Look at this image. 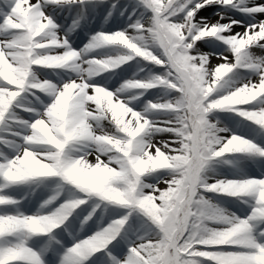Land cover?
Wrapping results in <instances>:
<instances>
[{
  "label": "snow or ice",
  "instance_id": "1",
  "mask_svg": "<svg viewBox=\"0 0 264 264\" xmlns=\"http://www.w3.org/2000/svg\"><path fill=\"white\" fill-rule=\"evenodd\" d=\"M108 3L0 0V264H264V3L134 0L81 49L46 11Z\"/></svg>",
  "mask_w": 264,
  "mask_h": 264
},
{
  "label": "rangeland",
  "instance_id": "2",
  "mask_svg": "<svg viewBox=\"0 0 264 264\" xmlns=\"http://www.w3.org/2000/svg\"><path fill=\"white\" fill-rule=\"evenodd\" d=\"M33 2H35V0H33ZM127 3V6H131L134 4V0H126L125 1ZM110 4H115V6H119V0H113V1H109V3L106 5V7H108L111 11H113V9L111 8ZM46 11H49L51 12V15L53 17V19L56 21L57 24H59L61 26V32L62 33H65L68 35L69 37V40H70V43L72 45L73 48H76V49H81L83 48L88 42H89V38L94 35L95 33L97 32H100V31H111V32H115V31H119V30H123L125 28H127L131 23H133L136 19L139 18V12L136 13V15H134V18H133V15L131 17V22L130 21H123L120 19V17L118 15L116 16H111L109 18L106 19V17H108V15H106L103 19V23L107 24V27L106 29L103 28L101 25L99 24H96L94 25V27H90L89 29L87 30H80L76 23L74 24H71L69 23L67 20L64 21V20H61L60 18H58L57 16H55L54 12L50 11L49 10H46ZM218 11H221V9L219 8H216V7H213V8H207V9H204V14L210 19V22H216L219 17L216 15V12ZM232 17L234 19H240V20H245L246 18L244 17H241L238 13H235V14H231ZM258 19H261V17H259ZM78 20H76L77 22ZM241 29V27H236L234 28V33L235 32H239V30ZM243 28L241 29L240 32H242ZM74 32H77V35L74 37V36H71ZM233 33V34H234ZM212 49L210 48V46L208 44H202L201 45V51L203 52H208V51H211ZM109 51L112 53V54H116L117 50L116 49H109ZM254 53L257 55V56H261V57H264V50H260V49H253ZM220 61L213 57L210 61V63L212 65H216L218 64ZM127 67V66H126ZM153 71H159V70H153ZM126 75H130V73L126 74ZM53 79H55V77H52ZM97 80H102V78L98 77ZM122 83V78L119 77H112L111 79H109L107 81V86L112 89V90H115L117 87L120 86V84ZM154 99V97H153ZM139 110V109H137ZM160 139H169L168 137H163V138H159L158 137V140L157 142L160 140ZM90 159H93L94 158H90ZM261 172L260 168H254L253 170H251V174L253 175H259ZM220 174L222 176H228L229 178L232 177V173H231V170L227 167H224L220 170ZM149 183H153L154 181H152L151 179L148 181ZM164 185H161V187H163ZM35 195L34 197H31V204L32 205H27L28 204V201H26V207H31L33 210H34V206L36 204V202L40 199H42L43 197H45L47 195V191L44 189V188H36L33 190ZM222 199H226V198H222ZM221 201H218V203H220ZM224 207L228 208L230 211L232 212H235L237 215H244L246 214V210L244 209V207L241 205V206H237V205H234V204H231V203H227V202H224L223 205Z\"/></svg>",
  "mask_w": 264,
  "mask_h": 264
},
{
  "label": "bare ground",
  "instance_id": "3",
  "mask_svg": "<svg viewBox=\"0 0 264 264\" xmlns=\"http://www.w3.org/2000/svg\"><path fill=\"white\" fill-rule=\"evenodd\" d=\"M109 11H110V9L106 6H104L102 9H97V10L84 9L83 13H84L85 18L81 22L80 27L81 28H87L93 24H99L103 28L107 27V24L103 23L102 20L104 19V17L106 15H108ZM112 12L114 13L113 16L118 15L121 20L131 22V19H129V16L133 12V7L127 6V3L125 2V0H119V6L118 7L116 6ZM66 15L71 20L77 18L76 9L74 7L70 8V11L69 10L66 11ZM198 16L208 19L207 16L204 14V9L198 13ZM133 18H134V15H133ZM208 20H210V19H208ZM223 22H227V21H223ZM243 31H244V29H243ZM157 140H158V138H157Z\"/></svg>",
  "mask_w": 264,
  "mask_h": 264
}]
</instances>
